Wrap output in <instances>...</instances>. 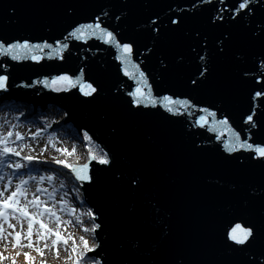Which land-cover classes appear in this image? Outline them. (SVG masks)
I'll return each mask as SVG.
<instances>
[{"label":"water","instance_id":"water-1","mask_svg":"<svg viewBox=\"0 0 264 264\" xmlns=\"http://www.w3.org/2000/svg\"><path fill=\"white\" fill-rule=\"evenodd\" d=\"M64 2L0 0V38L48 42L53 48L58 41L69 44L63 60L47 59L48 49L39 63L0 57V75L9 76L8 91L0 92V105L28 106L41 113L60 111L66 115L63 125H72L78 133L88 132L112 158L111 166L89 160L92 184L81 185L70 172L84 205L102 225L96 235L102 245L96 250L100 255L88 256H95L101 264H171L176 257H182L184 264H246L253 258L251 253L264 250V165L253 161L241 166L235 159H225L216 133L207 131L211 118L205 128L195 121L206 115L199 109L207 107L217 112V119L228 117L230 126L244 138L250 137L249 142L264 146V106L253 102L257 128L249 131L243 123L250 109V93L259 89L255 81L264 73L259 55L264 52V41L251 35L255 25L246 21L211 25L209 18L220 7L218 0H213L215 7L201 3L199 11L191 8L194 0H72L76 10L71 16L63 14ZM177 8L187 9V15L175 13L184 17L182 29L165 32L153 45L141 25L156 14L167 24L173 15L170 9ZM104 10L109 15L102 17V26L135 41L139 52L134 63L148 75L154 95L189 99L194 107L175 117L162 108L128 112L127 90L134 89L135 82L120 71L115 47L95 38L87 42L64 39L78 22H92ZM254 19L264 20V10L258 9ZM196 31L208 37L213 65L212 76L200 88L189 83L199 63L190 47ZM228 34L231 39L220 55L218 40ZM254 62L255 70L244 76ZM58 74L81 75L86 82L99 85L100 95L92 101L76 89L56 93L33 83ZM222 139H228L226 130ZM133 176L141 178L142 185L129 191L127 183ZM235 223L257 229V240L247 254L232 251L230 242L226 243ZM255 259L264 264V256Z\"/></svg>","mask_w":264,"mask_h":264},{"label":"snow or ice","instance_id":"snow-or-ice-1","mask_svg":"<svg viewBox=\"0 0 264 264\" xmlns=\"http://www.w3.org/2000/svg\"><path fill=\"white\" fill-rule=\"evenodd\" d=\"M220 7L216 9L215 15L209 18V23L214 27H219L228 22L246 21L249 24H254L255 28L252 29L251 35L256 39L264 41V20H255L257 10H264V0H218ZM206 3L213 5V0H194L191 3V8L199 11L200 4ZM63 14L71 16L75 14L76 5L72 0L62 3ZM214 6V5H213ZM215 7V6H214ZM173 15L168 17L167 24L160 18L158 14L154 17L150 16L148 20L141 25L144 28L153 45L157 44L164 37L165 32H176L182 29L184 17L175 16L176 12H184L187 15V9H170ZM109 15L107 10H104L101 15H96L92 22L77 23L67 32L65 41L75 39L77 41L87 42L89 39L95 38L105 45L114 46L118 52L115 57L121 65L120 71L124 77L135 82V87L127 90L128 112L132 114L142 113L145 109L162 108L171 116H181L184 111L194 107L189 99L173 98L171 95L156 96L153 93V86L149 82V77L145 71L141 70L137 63H134V56L137 55L139 49L135 46V41L128 40L122 36L118 37L114 30L102 26V17ZM121 15H127L121 13ZM121 15H117L115 19L121 20ZM255 29H259L257 32ZM231 39V35H223V38L218 40L219 47L217 49L220 55L225 53V42ZM195 43L191 45V51L196 53L199 61L197 64V71L194 78H189L190 86L193 88H200L209 81L212 76V58L208 52V37L201 36L199 31L194 34ZM201 40L203 43L201 44ZM69 48L67 42H57L56 47H52L48 42L42 44H33L27 40H13L6 41L0 38V57L9 58L11 61L31 60L39 63L45 58L44 52L46 49L50 50L46 57L49 60L54 58L63 60L64 51ZM199 48V50H198ZM151 53L153 48H147ZM203 53V54H201ZM261 63H264V52L260 54ZM163 65V60L161 61ZM166 67V66H165ZM255 70V62L252 69H246L244 76H248L251 71ZM81 73L83 70H80ZM8 75H0V92L8 91ZM35 84H43L45 88L50 89L52 92H70L73 89L79 91L80 95L88 100H96L100 95L99 85L94 82H86L81 78V75L75 74H58L54 77H45L42 80L33 81ZM259 85L258 90L250 93V109L245 114L243 123L248 126L250 131L252 128H257L258 122L254 118L257 116L256 105L253 102H258L260 106H264V73L261 74V79L255 81ZM23 87H31L30 84H24ZM119 92V89H117ZM184 110V111H182ZM199 111L206 115H200L195 124L200 128H205L209 124L211 118V126L207 127L208 132L216 133V140L222 145L223 153L227 156L225 159H235L243 166L245 163L253 161L264 165V146L249 142V138H244L241 132L234 130L229 124L228 117L217 119V112L210 111L209 108H200ZM227 131L228 139H222ZM38 135V133H37ZM14 138V140H13ZM85 141L91 142V137L88 132H84L83 136ZM23 136L19 131H7L6 134L0 133V166L6 165L13 170H20L24 167L22 163L10 162V158L21 157V151L13 147L14 141L22 140ZM61 153L62 157H53L54 163L62 165L65 169H70L74 174L76 181L81 185L84 183L92 184L93 176L90 173L89 164H77L75 162H68L67 157H72L76 154L75 148L56 149ZM247 156H244V153ZM239 154L234 156L233 154ZM23 160L32 162L36 157L27 155L22 157ZM88 159L96 161L101 166H111L112 158L107 152H93L91 148L88 150ZM6 177L0 175V182L5 181ZM35 177L29 176L28 179L19 178L18 182L13 185L12 179L7 178V182L0 187V264L4 261H10L11 264H17V258L23 255L25 264H36V256L41 257L40 264H46L43 260L46 252L51 250L55 252L57 258L60 256V251L65 253L64 264H101L95 256L100 253L96 250L101 248L102 245L96 240L97 230L102 228L101 223H97V215L89 210L86 213L75 215L76 209L70 207L68 202L63 198L59 201L57 207L55 189L48 192L47 189L36 187L32 191L29 187V181L35 180ZM47 180L52 183L53 177H40L39 182ZM142 185V179L133 176L127 183L129 191H136ZM40 193H47L52 203L41 199ZM61 213L67 216H74V220H66L62 217ZM86 216L90 222V226H83L84 220L82 217ZM70 228H76L86 235L77 236L71 232ZM258 232L255 226L245 223H235L227 232L226 243L230 242L229 247L232 251L245 252L251 249L257 240ZM9 246L15 253L14 256L4 255ZM135 247V245H134ZM89 253H95V256L89 257ZM252 259L246 260V264H258L255 257L257 255L264 256V250L258 253H251ZM171 264H184L182 257H176L172 260Z\"/></svg>","mask_w":264,"mask_h":264},{"label":"rangeland","instance_id":"rangeland-1","mask_svg":"<svg viewBox=\"0 0 264 264\" xmlns=\"http://www.w3.org/2000/svg\"><path fill=\"white\" fill-rule=\"evenodd\" d=\"M66 119V115L55 109H49L44 113L34 111L28 106H18L11 103H4L0 105V133L6 134L7 131L13 132L19 131L23 139L27 140L30 144V148L27 150L22 147V140L14 141L13 147L21 151V157H11L10 162H19L24 167L18 171L8 168L6 165L0 166V175L6 177L5 181L0 182V187L3 183L7 182V178H11L13 185L18 182L19 178L28 179L29 176L35 177V180H30L28 187L34 191L36 187L45 188L48 192H52L55 189L57 207H59V201L61 198L66 200L70 207L76 209L75 215L86 213L91 210L84 205L83 194L78 189L76 181L70 175V169H65L62 165L54 163L53 157H62L61 153L56 149H68L75 148L76 154L72 157H67V160H81L85 155L86 149H97L94 140L87 143L83 136L84 132L78 133L72 130V125H63ZM38 133V135H37ZM31 139V140H30ZM14 140V138H13ZM92 146V147H91ZM35 148L38 152H35ZM32 155L36 157L32 162H28L22 159L23 156ZM89 162V159L86 163ZM52 176V183H48L47 180L39 182L40 177ZM41 199L48 202L50 205L52 201L49 199L47 193H40ZM62 217L66 220H74V216H67L61 213ZM84 220L83 226H90V222L87 217H82ZM71 232H74L77 236L88 235L76 228H70ZM63 251V250H61ZM64 262V261H63ZM62 262V263H63ZM91 264V261H89Z\"/></svg>","mask_w":264,"mask_h":264},{"label":"bare ground","instance_id":"bare-ground-1","mask_svg":"<svg viewBox=\"0 0 264 264\" xmlns=\"http://www.w3.org/2000/svg\"><path fill=\"white\" fill-rule=\"evenodd\" d=\"M22 142H23L21 144L22 147H25L27 150H31V151L33 150L30 148V144L27 140H22ZM86 142L88 143V141H86ZM91 149L93 150V152H100L101 151V148L99 146H97V149H94L93 147ZM88 150L89 149H86V151L84 153L85 156L81 160H75L76 161L75 163H77V164L86 163V161L88 160ZM35 152H38V150L36 148H35ZM68 162L72 163L74 161L68 160ZM0 250H3L2 246H0ZM32 254L34 256H36V264H40L41 257L37 256L34 252ZM4 255L14 256L15 253L12 251L11 247L9 246L8 250L4 252ZM64 256H65V253L63 251H60V256H59V258H57L55 252L49 250L46 252L45 256L43 257V260L46 262V264H64V262H63ZM3 264H11V262L10 261H4ZM17 264H25L24 259H23V255H21L17 258Z\"/></svg>","mask_w":264,"mask_h":264}]
</instances>
